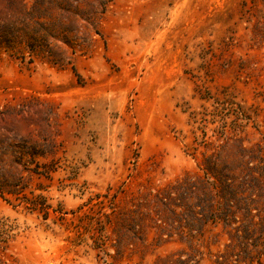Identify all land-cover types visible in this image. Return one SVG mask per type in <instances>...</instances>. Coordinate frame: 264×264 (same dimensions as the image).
I'll return each mask as SVG.
<instances>
[{"label":"rangeland","instance_id":"374dc122","mask_svg":"<svg viewBox=\"0 0 264 264\" xmlns=\"http://www.w3.org/2000/svg\"><path fill=\"white\" fill-rule=\"evenodd\" d=\"M0 264H264V0H0Z\"/></svg>","mask_w":264,"mask_h":264}]
</instances>
